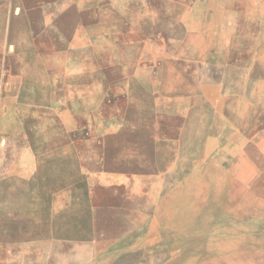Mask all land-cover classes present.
<instances>
[{"label": "rangeland", "instance_id": "rangeland-1", "mask_svg": "<svg viewBox=\"0 0 264 264\" xmlns=\"http://www.w3.org/2000/svg\"><path fill=\"white\" fill-rule=\"evenodd\" d=\"M0 264H264V0H0Z\"/></svg>", "mask_w": 264, "mask_h": 264}]
</instances>
